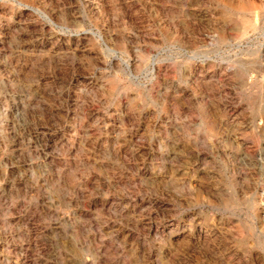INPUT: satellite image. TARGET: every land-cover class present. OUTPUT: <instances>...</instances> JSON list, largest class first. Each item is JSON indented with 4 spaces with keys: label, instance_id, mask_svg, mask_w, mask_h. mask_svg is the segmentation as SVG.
<instances>
[{
    "label": "rangeland",
    "instance_id": "rangeland-1",
    "mask_svg": "<svg viewBox=\"0 0 264 264\" xmlns=\"http://www.w3.org/2000/svg\"><path fill=\"white\" fill-rule=\"evenodd\" d=\"M0 264H264V0H0Z\"/></svg>",
    "mask_w": 264,
    "mask_h": 264
}]
</instances>
